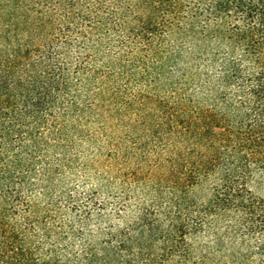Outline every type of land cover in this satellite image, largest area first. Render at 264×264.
Listing matches in <instances>:
<instances>
[{
  "label": "trees",
  "instance_id": "obj_1",
  "mask_svg": "<svg viewBox=\"0 0 264 264\" xmlns=\"http://www.w3.org/2000/svg\"><path fill=\"white\" fill-rule=\"evenodd\" d=\"M97 142L112 201L67 175ZM263 180L264 0H0V264H264Z\"/></svg>",
  "mask_w": 264,
  "mask_h": 264
},
{
  "label": "rangeland",
  "instance_id": "obj_2",
  "mask_svg": "<svg viewBox=\"0 0 264 264\" xmlns=\"http://www.w3.org/2000/svg\"><path fill=\"white\" fill-rule=\"evenodd\" d=\"M173 78L175 79V73L173 74ZM91 117V116H90ZM89 117V118H90ZM91 120H94L93 122H102L104 118H99V116H92ZM112 121H109V125ZM98 123H91L88 125L91 131H96L98 128ZM118 131H121L120 129ZM135 141L133 143H126L127 147H129L127 150L129 152V155L132 157L130 158L129 162H136L137 161V154L139 153L138 148L140 149L141 153L144 154V156L147 159V162L143 164V172L145 175L150 178L151 180L156 179L158 176L162 175L167 169V165L165 163V157L166 153L163 150L162 145L158 142H155V140L152 137H143L138 132L134 135ZM103 144L100 142L94 143L92 145L91 143L84 144L82 147V151L84 150V153H81L78 164H87L92 163L93 168L89 170V172L82 171L81 169L79 171H68L67 175L68 178L74 180L72 185L73 186H79L78 192L81 193L80 195H83L84 191L87 189H93L98 190L101 197H105L108 201L111 200V193L116 194L118 196H121L122 192L120 191V177L117 173V167L110 164V162L107 161L106 156L98 151V146H102ZM130 145V146H129ZM135 152V153H134ZM161 164L157 165V164ZM164 164V166H163ZM102 172L103 178H98L97 172ZM74 172V173H73ZM111 183V184H110ZM108 184V185H107ZM110 184V185H109ZM252 189L259 195L264 197V180L262 184H252ZM86 190V191H87ZM167 189L163 188V197L162 199L155 198L154 194H151L150 192L147 193L145 196H142L140 193L137 192V190H134V188H131L128 192L129 195L132 196V198H135L136 196H140L141 201L145 202L146 205H153V203H159L161 200H165ZM110 193V194H108ZM206 191L202 190L199 192V195H205ZM134 201V200H133ZM132 201V202H133ZM113 207V206H112ZM113 209L111 206H108L106 209V212H111ZM128 216H132V212H128ZM112 223L121 224V221H118L117 219H111ZM106 222H102L99 224L100 227L106 226ZM91 228H96V226L90 225Z\"/></svg>",
  "mask_w": 264,
  "mask_h": 264
}]
</instances>
